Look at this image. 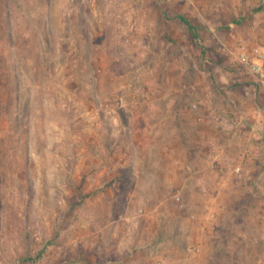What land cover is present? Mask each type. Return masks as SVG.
Segmentation results:
<instances>
[{"label":"rangeland","instance_id":"rangeland-1","mask_svg":"<svg viewBox=\"0 0 264 264\" xmlns=\"http://www.w3.org/2000/svg\"><path fill=\"white\" fill-rule=\"evenodd\" d=\"M263 38L264 0H0V264H264V140L218 102L264 125Z\"/></svg>","mask_w":264,"mask_h":264},{"label":"built area","instance_id":"built-area-1","mask_svg":"<svg viewBox=\"0 0 264 264\" xmlns=\"http://www.w3.org/2000/svg\"><path fill=\"white\" fill-rule=\"evenodd\" d=\"M233 61L242 69L247 71L253 78L255 85L264 92V38L259 40L252 46L245 43H239L232 52ZM220 147H213L211 155L213 161L212 168H216L219 172H227L230 175H240L247 162L254 158L251 147L243 145L240 151L235 154L232 161L218 165L221 162ZM179 200V195L176 196Z\"/></svg>","mask_w":264,"mask_h":264},{"label":"crops","instance_id":"crops-1","mask_svg":"<svg viewBox=\"0 0 264 264\" xmlns=\"http://www.w3.org/2000/svg\"><path fill=\"white\" fill-rule=\"evenodd\" d=\"M244 87L245 86H242L240 88L239 92H237V95H236V92L229 90L227 94H224V98L219 100L218 102H219V104H222L223 106L224 105L226 106V104L229 105V107H230L229 109L232 110V114H229V119L230 120L231 119L232 120L233 119L234 120L238 119L240 121L239 125L242 124L240 129H242V126H244L243 127L244 129L248 127L247 129H249L250 133L254 134V137H256L258 135V137L261 136L263 138V140H264V125L262 124V122L260 123L259 118H258V116H259L258 113H260V110L258 109L256 104L251 103L252 100L254 99L253 98V92H255V90H254V88L250 87V88H248V91H246V90L243 91ZM241 91H242V93H241ZM245 93H246V95L249 93L248 96H244ZM232 95H236L235 98ZM242 97H244V98H242ZM248 103H250V106H251L250 110H247V108L245 106ZM252 104L254 106L253 108H252ZM233 133L235 135L236 132L234 131V132L230 133L229 136L233 135ZM219 147H220V152H221L220 153L221 154V162H219L218 165L220 166L221 164L227 163L226 162L227 158H226V156L224 154L225 149L223 148V146L219 145ZM240 149L237 152L234 153V156H235V154H237L240 151ZM251 151H252V153L254 155V158L246 163V165L244 166L243 170L249 168L252 164L257 163L258 159L261 160L260 157L263 154L261 153L262 151H261L260 147H257V149L251 148ZM210 156H211V162L208 163L207 167L211 171L218 173V170L216 168H212L211 167V163L213 161V156L211 154H210ZM233 159H234V157H233ZM231 160H232V158H231ZM259 168H260V166H259ZM254 169H256V168H254ZM260 173L261 172H260V169H259L258 173L255 175V179L256 180L262 176V174H260ZM251 181H250V183H251Z\"/></svg>","mask_w":264,"mask_h":264},{"label":"trees","instance_id":"trees-1","mask_svg":"<svg viewBox=\"0 0 264 264\" xmlns=\"http://www.w3.org/2000/svg\"><path fill=\"white\" fill-rule=\"evenodd\" d=\"M256 11H258V10L253 9L250 13H248L246 15L239 16L237 18L232 19L228 24L223 26V29L230 30L236 26L241 25L244 21L250 20ZM182 21H183L184 25L186 26V28L192 33V35L196 39L197 36H196V32H195L194 28L189 24V22L187 20L183 19ZM40 255H41V250L38 253H36L35 257L38 258V257H40ZM29 257H25V258L29 259Z\"/></svg>","mask_w":264,"mask_h":264}]
</instances>
